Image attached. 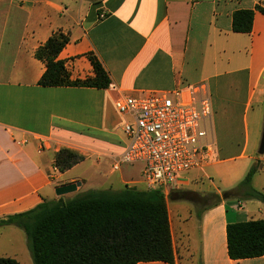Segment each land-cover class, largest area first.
<instances>
[{
	"label": "crops",
	"instance_id": "obj_1",
	"mask_svg": "<svg viewBox=\"0 0 264 264\" xmlns=\"http://www.w3.org/2000/svg\"><path fill=\"white\" fill-rule=\"evenodd\" d=\"M238 10L255 11L250 33L233 32ZM59 30L71 39L58 56L71 78L94 77L87 58L93 53L119 92L38 84L46 65L36 51ZM187 85L203 87L211 99V150L202 168L164 193L174 264H264V256L232 260L227 249L229 223L264 219V201L248 196L264 194V153L257 151L264 113V0H0V220L44 201L72 199L81 189L58 196L64 185L90 182L92 190L113 191L110 179L118 171L112 166L124 149L125 119L115 108L119 94L140 97ZM62 149L84 160L52 175ZM236 162L224 175L217 170ZM252 162L260 169L241 188ZM86 163L89 176L73 174ZM187 199L194 210L183 207ZM19 230L0 226V247L5 239L13 250H0V257L21 264Z\"/></svg>",
	"mask_w": 264,
	"mask_h": 264
},
{
	"label": "trees",
	"instance_id": "obj_2",
	"mask_svg": "<svg viewBox=\"0 0 264 264\" xmlns=\"http://www.w3.org/2000/svg\"><path fill=\"white\" fill-rule=\"evenodd\" d=\"M263 12L260 7L256 8ZM254 10H238L232 16L235 33H250ZM71 41L59 30L36 51L46 65L39 80L43 87H88L108 89L111 78L99 58L87 54L94 77L71 78L65 62L58 60ZM84 157L62 149L54 164L66 172ZM255 164L239 187H249L258 172ZM248 196L264 201V194L250 191ZM14 225L26 235L34 264H138L175 263L167 202L161 191L126 186L120 191L90 190L72 199L44 201L36 208L0 220V226ZM227 249L232 260L264 256V219L227 225ZM0 264H19L0 257Z\"/></svg>",
	"mask_w": 264,
	"mask_h": 264
},
{
	"label": "built area",
	"instance_id": "obj_3",
	"mask_svg": "<svg viewBox=\"0 0 264 264\" xmlns=\"http://www.w3.org/2000/svg\"><path fill=\"white\" fill-rule=\"evenodd\" d=\"M109 88L119 92L116 85ZM115 108L125 121L124 149L115 158L113 171L123 164L143 163L146 189L164 194L181 185L189 172L205 165L211 150L206 122L213 110L203 87L187 85L140 97L122 92ZM58 171L54 164L52 175Z\"/></svg>",
	"mask_w": 264,
	"mask_h": 264
},
{
	"label": "rangeland",
	"instance_id": "obj_4",
	"mask_svg": "<svg viewBox=\"0 0 264 264\" xmlns=\"http://www.w3.org/2000/svg\"><path fill=\"white\" fill-rule=\"evenodd\" d=\"M263 127H264V113L262 116V128H261L260 140H259V143L257 145V151L260 148V142H261L262 134H263ZM120 134H121V137L124 138L123 131H121ZM254 163H256V162H252L250 169L255 165ZM239 164H240V162L239 163L236 162V163L225 164L222 166H218L217 170L219 173L224 175L226 172H229L234 166L236 167ZM144 168H145V165L143 163L123 164L121 166L120 170L112 176V179H110L109 185L114 188L113 191H115V192L120 191L121 189H123L126 186L136 188V189L145 187L144 184L142 183ZM90 171H91L90 163H86L83 166L74 170L73 174H75L76 176H79L82 173H84L85 177H87V176H89ZM248 172H249V170L246 173H244L243 177L239 181V185L241 184L240 182H242L245 179ZM193 174H195V173H193ZM204 183H205V185L209 186L210 182H208V180L204 179ZM214 184L216 186L218 185L217 179L216 180L214 179ZM92 187H93L92 183H90V182L83 183V185H81V189L77 193V195L83 194L85 192L92 190L91 189ZM100 190H106V189H100ZM252 199H254V198H252ZM243 200H246V198ZM182 203L184 204L183 207L185 209L190 208V210H194V203L191 200L187 199V200L182 201ZM19 233H20V235H22V239L20 236V242L19 243L17 242V246H18L17 249L21 250V251H18V253H19L18 258H19L21 264H34L31 252H30L29 247H28L26 235L22 230H19ZM4 235L7 237L8 235H11V233L6 232ZM1 243H2L1 244L2 247H0V250H4V249L7 250L8 249L7 253L13 252L12 248H6V246H5L6 240L5 239H2ZM8 246H10V245H8Z\"/></svg>",
	"mask_w": 264,
	"mask_h": 264
},
{
	"label": "water",
	"instance_id": "obj_5",
	"mask_svg": "<svg viewBox=\"0 0 264 264\" xmlns=\"http://www.w3.org/2000/svg\"><path fill=\"white\" fill-rule=\"evenodd\" d=\"M90 1H95V0H90ZM259 153L260 154L264 153V127H263V134H262ZM80 186H81V183H72V184L64 185V186L57 188L56 193L58 196H63V195L77 191V188Z\"/></svg>",
	"mask_w": 264,
	"mask_h": 264
}]
</instances>
